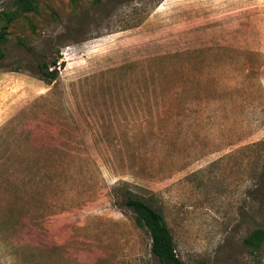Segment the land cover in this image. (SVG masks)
I'll use <instances>...</instances> for the list:
<instances>
[{
  "label": "rangeland",
  "instance_id": "374dc122",
  "mask_svg": "<svg viewBox=\"0 0 264 264\" xmlns=\"http://www.w3.org/2000/svg\"><path fill=\"white\" fill-rule=\"evenodd\" d=\"M6 27L0 264H164L128 197L186 264H264V0H37Z\"/></svg>",
  "mask_w": 264,
  "mask_h": 264
},
{
  "label": "trees",
  "instance_id": "16d2710c",
  "mask_svg": "<svg viewBox=\"0 0 264 264\" xmlns=\"http://www.w3.org/2000/svg\"><path fill=\"white\" fill-rule=\"evenodd\" d=\"M15 3L18 7L17 12H0V60L4 57L1 46L8 34L6 24L25 12L37 10V0H15ZM53 64L52 70L46 65L42 71L41 78L48 82L53 81L58 74L57 61L54 60ZM126 204L135 211L137 222L149 229L152 238V253L164 264H186L177 254L173 235L163 213L141 197H128ZM244 241L248 247L258 249L264 241V228L253 230Z\"/></svg>",
  "mask_w": 264,
  "mask_h": 264
}]
</instances>
